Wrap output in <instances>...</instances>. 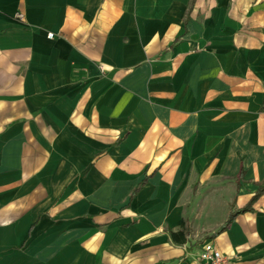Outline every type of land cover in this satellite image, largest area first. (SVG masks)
<instances>
[{
  "label": "crops",
  "instance_id": "0c3cea01",
  "mask_svg": "<svg viewBox=\"0 0 264 264\" xmlns=\"http://www.w3.org/2000/svg\"><path fill=\"white\" fill-rule=\"evenodd\" d=\"M263 88L264 0H0V264H264Z\"/></svg>",
  "mask_w": 264,
  "mask_h": 264
},
{
  "label": "built area",
  "instance_id": "2783aa9c",
  "mask_svg": "<svg viewBox=\"0 0 264 264\" xmlns=\"http://www.w3.org/2000/svg\"><path fill=\"white\" fill-rule=\"evenodd\" d=\"M16 18L23 20L22 14H16ZM52 33L48 34L52 38ZM264 91V88H263ZM186 264H230L229 259L218 251L211 243H205L201 250L194 255Z\"/></svg>",
  "mask_w": 264,
  "mask_h": 264
},
{
  "label": "trees",
  "instance_id": "16d2710c",
  "mask_svg": "<svg viewBox=\"0 0 264 264\" xmlns=\"http://www.w3.org/2000/svg\"><path fill=\"white\" fill-rule=\"evenodd\" d=\"M263 193H264V185L258 187L256 193L254 194V196L251 199L250 204L252 202H254ZM249 210H250V205H249V207L247 206V207H245L243 209H240V210L231 212L230 215H229V218H228L227 222L225 223V225L222 228H220L218 231H222L225 228H227V226L230 224V222L232 221V219H233V217L235 215H237L239 213H243V212L249 211ZM185 234H186V230H183V231H180V232H177V233H172L171 235L174 238H176V237H182V242H184L183 240H184Z\"/></svg>",
  "mask_w": 264,
  "mask_h": 264
}]
</instances>
